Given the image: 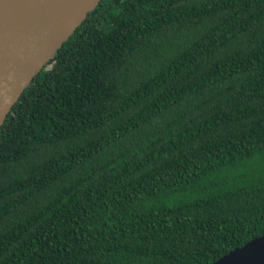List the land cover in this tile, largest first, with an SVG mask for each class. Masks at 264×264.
I'll return each mask as SVG.
<instances>
[{"label": "trees", "instance_id": "trees-1", "mask_svg": "<svg viewBox=\"0 0 264 264\" xmlns=\"http://www.w3.org/2000/svg\"><path fill=\"white\" fill-rule=\"evenodd\" d=\"M264 235V0H101L0 127V264H211Z\"/></svg>", "mask_w": 264, "mask_h": 264}, {"label": "water", "instance_id": "water-1", "mask_svg": "<svg viewBox=\"0 0 264 264\" xmlns=\"http://www.w3.org/2000/svg\"><path fill=\"white\" fill-rule=\"evenodd\" d=\"M101 0H0V127L34 77ZM211 264H264V235Z\"/></svg>", "mask_w": 264, "mask_h": 264}]
</instances>
